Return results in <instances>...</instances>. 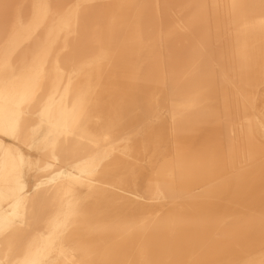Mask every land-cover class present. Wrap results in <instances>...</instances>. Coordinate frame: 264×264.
Here are the masks:
<instances>
[{
	"label": "bare ground",
	"instance_id": "1",
	"mask_svg": "<svg viewBox=\"0 0 264 264\" xmlns=\"http://www.w3.org/2000/svg\"><path fill=\"white\" fill-rule=\"evenodd\" d=\"M0 264H264V0H0Z\"/></svg>",
	"mask_w": 264,
	"mask_h": 264
},
{
	"label": "rangeland",
	"instance_id": "2",
	"mask_svg": "<svg viewBox=\"0 0 264 264\" xmlns=\"http://www.w3.org/2000/svg\"><path fill=\"white\" fill-rule=\"evenodd\" d=\"M31 180H33V177L31 178Z\"/></svg>",
	"mask_w": 264,
	"mask_h": 264
}]
</instances>
